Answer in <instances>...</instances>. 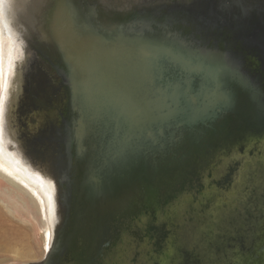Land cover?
Here are the masks:
<instances>
[{
  "label": "water",
  "instance_id": "95a60500",
  "mask_svg": "<svg viewBox=\"0 0 264 264\" xmlns=\"http://www.w3.org/2000/svg\"><path fill=\"white\" fill-rule=\"evenodd\" d=\"M140 1L124 14H111L91 0H54L41 34L29 40L49 53L61 77V138L70 158L66 175L75 178L67 184L60 226L61 234L69 235L58 243L55 233L52 250L40 264H60L64 250L77 260L81 253L72 247L82 235L91 255L84 264H93L109 222L122 232L142 211L169 205L207 163V139L215 144L212 155L223 150L216 149L228 135L215 126L218 121L229 119V130L264 118L261 92L220 44L232 29L220 24L219 1L211 0L213 7L200 0ZM253 182L256 190L250 194L259 195L260 203L247 198L252 204L243 220H226V234L218 240L204 235L201 246L178 251L171 264L196 258L264 264V176L257 173ZM100 185L108 195L95 216L90 203ZM139 196V213L125 219L128 202ZM150 229L158 232V227Z\"/></svg>",
  "mask_w": 264,
  "mask_h": 264
},
{
  "label": "rangeland",
  "instance_id": "374dc122",
  "mask_svg": "<svg viewBox=\"0 0 264 264\" xmlns=\"http://www.w3.org/2000/svg\"><path fill=\"white\" fill-rule=\"evenodd\" d=\"M91 1L111 14H124L127 7L141 4L140 0ZM35 122L38 128H35ZM32 125L33 131L37 132L40 123L34 120ZM254 141V139L237 141L216 152L207 159V163L186 183L184 189L169 205H159L148 212L142 211L138 219L144 225L137 222L128 224L127 232L133 231L132 235L127 233L128 236L124 237L125 242L117 246L119 251L116 253L117 259H111L109 264H171L176 261L178 251L193 250L194 247L201 246L202 241L207 237L210 239L216 237L218 240L217 236L226 234V220H243V212L252 204L246 200L249 197L253 198L250 193L254 194L256 190L253 176L257 173L264 176V171H257L256 166L262 158L264 159V141L258 143ZM246 170L251 176L247 175L243 187L237 192V178ZM257 191L260 192L259 189ZM261 192L264 193V186ZM1 204L0 202L1 215L4 213V216L12 220L16 219L15 223L18 226L19 215L10 214V210L5 213ZM250 209L255 211L256 206L253 205ZM28 220L30 222L20 221L26 227L17 230L19 234L20 231L25 234L27 246L18 251L12 249L13 252L2 248L0 264H40L42 261L45 251L43 243L46 242L43 241L42 236L47 227L44 217L34 218L32 215ZM11 223L13 224L14 221ZM150 227H158V232L154 233ZM159 234H164L166 237H159ZM204 235L207 237L204 238ZM229 251L223 250L225 253ZM220 257L228 261L222 253Z\"/></svg>",
  "mask_w": 264,
  "mask_h": 264
},
{
  "label": "flooded vegetation",
  "instance_id": "af4514ba",
  "mask_svg": "<svg viewBox=\"0 0 264 264\" xmlns=\"http://www.w3.org/2000/svg\"><path fill=\"white\" fill-rule=\"evenodd\" d=\"M217 1L220 2V6L218 7L221 17L220 24L222 27L227 25L228 29H232L231 34L223 38L224 41H221L220 44L231 51L232 56L238 63L239 72L245 74L247 79L250 78L255 90L259 91V93L261 92V103L264 105V12L260 11V13H257L259 12L257 11V14L251 13L253 18H251L250 22L244 21L242 25H240L236 22L237 17L235 16L237 15L238 19H240L245 11L239 4L241 0H235L238 1V3H235L234 0ZM226 14H230L233 19L225 20L224 16ZM226 38L227 40H225ZM8 39H10L9 44L5 46L4 49L0 47V92L3 94L2 103L0 105V128L4 130L7 129L6 127H10L11 129L16 128L22 132L20 120L27 112L32 111V115H34V119L40 123V127L37 129V132L33 131L30 134L31 143L34 144V147H37L38 151L47 150L48 148L49 152L58 155L59 150L57 149L60 148L63 142L61 138L63 129L60 118L61 108L59 99L60 93L62 92L60 86L61 77L54 69V62L49 59V53H47L42 46L29 42L32 49L34 50L36 45L37 50L31 51L29 54L25 55L11 38ZM42 68H45V70H42ZM45 73L48 77V81L45 79L46 86L49 90L48 94L42 91L41 83H44L43 76ZM228 122L229 119H221L215 125L221 130H223V128L226 129L228 135L226 138L227 140L217 147L216 150L220 148L224 149L226 144L230 142L234 143L236 141L248 139H254V142L257 143L264 141V118L259 119L257 117L256 119H250L246 123L230 128V133L228 128L225 127L228 125ZM36 127L37 124L35 122V128ZM23 131L25 132V130ZM12 140L14 141V145L18 144L13 138ZM20 142H23V140H20ZM214 146L213 140H206L204 151L208 153L204 155V157L209 158L212 155L211 152ZM32 152L35 158H38L41 163H44V159L39 158L35 154V151ZM66 164L70 167L68 163ZM256 166L258 167L257 171L260 170L259 167H264V159L262 158ZM187 176L188 175L185 174L183 178L178 181L177 186H182ZM73 180H75V178L72 173L66 176V185L70 184V182L72 183ZM246 180L247 172L245 171L237 178V192L243 187ZM141 198L142 197L139 196L131 200V202H128L127 209L125 210V219L130 218L131 220L139 213L135 209V207L138 206L135 202L141 204ZM260 198L259 195L253 196V201L255 200V202L260 203ZM149 200L150 198H147V202H149ZM139 209L141 208L139 207ZM257 218H260L259 214H257ZM132 221L144 225L138 218ZM260 222L262 221L258 219L257 223ZM114 228L118 229L109 222L103 236L105 240L104 248L96 258H94L93 264H109L111 259H117L118 254L116 253L119 252L117 246H120L123 241L125 242L124 237L128 236L130 233L127 232V229H122V232H117ZM258 229L259 227L257 230ZM60 231L61 228L58 231L59 235H56V241H58V243L62 237L67 239L69 235L68 231L65 232V234H61ZM100 231L102 232L103 228H101ZM83 242L84 239L82 235L81 237L79 236L73 244L72 248L74 251L81 253L77 260H72L69 256L70 253L64 254V250L63 255L60 256V264H84L85 261L89 262L91 255H89V250L86 249L88 247H86V244ZM66 247H70V243L69 246ZM252 247H254V244ZM113 251L115 252L113 253ZM178 263L181 264L182 261L178 260ZM185 264L215 263L213 261L204 263L201 258H196L192 260L188 259V263L185 261Z\"/></svg>",
  "mask_w": 264,
  "mask_h": 264
},
{
  "label": "bare ground",
  "instance_id": "6f19581e",
  "mask_svg": "<svg viewBox=\"0 0 264 264\" xmlns=\"http://www.w3.org/2000/svg\"><path fill=\"white\" fill-rule=\"evenodd\" d=\"M51 1L54 0H0L1 49H4L9 44L10 39L8 38H11L25 55L37 50V44L33 50L29 40L34 38L35 33L39 36L41 30L44 29L43 24L45 22L43 21L48 16L49 7L53 3ZM200 1L206 6H214L211 0ZM235 3H238V1H235ZM239 4L245 10L240 19L236 18V22L240 25L244 21L250 22L251 18H253L251 13L264 12V0H241ZM41 9L44 10L40 11ZM33 25L35 29L31 28ZM42 70H45V68H42ZM43 78L44 83H41L42 91L48 94L49 90L46 86L48 77L46 73ZM76 89H78V86ZM2 99L3 94L0 92V105ZM33 119L32 111L27 112L22 117L20 120L22 132L16 128L6 127V130L0 128V202L4 206L5 213L10 210V214H18L20 221L26 220L30 222L28 219L32 215L34 218L44 217L47 227L46 231H43L42 236L43 241H46L43 243L45 245L42 257L43 263L52 250L55 233L59 235L58 231L67 208L65 198L69 187L66 185L65 179L68 172L66 163H68L70 158L64 142L57 149L59 150L58 155L49 152L48 148L47 150L38 151L37 147H34L29 137L32 133L31 130L33 131L34 129L32 121L35 119ZM12 138L18 142L17 145L13 144ZM20 139L23 142H20ZM32 151H35L39 158L44 159V163L35 158ZM104 188V186L100 185L95 192V196L92 195L91 197L90 211L92 215H98L96 211L99 209L101 199L105 200L107 198L108 194L103 192ZM60 207H63L64 210L61 211ZM1 213L0 250L4 248L13 252V250L18 251V249L27 246L25 234L22 231H20V234L18 232L19 229L26 226L22 225L20 221H18L17 226V223H15L16 219L12 220L10 217L4 216V213L1 215ZM13 221L14 223L12 224L11 222Z\"/></svg>",
  "mask_w": 264,
  "mask_h": 264
}]
</instances>
